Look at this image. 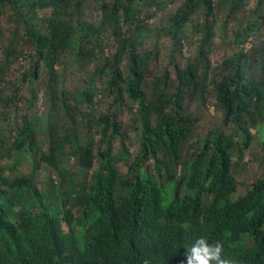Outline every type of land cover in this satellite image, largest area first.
Here are the masks:
<instances>
[{"label": "trees", "instance_id": "obj_1", "mask_svg": "<svg viewBox=\"0 0 264 264\" xmlns=\"http://www.w3.org/2000/svg\"><path fill=\"white\" fill-rule=\"evenodd\" d=\"M7 1L15 6L12 0ZM71 1L28 0L34 19L39 17V11L44 12L40 21L45 31L41 29V33L31 23L30 15L19 14L36 53L31 79L40 78L43 60L58 62L64 53L76 49L86 55L84 45H95L101 28L118 27L116 13L121 9L126 14L123 23L132 22L134 29L119 44L112 56L113 63L107 67V92L113 95V102H122V94L135 102L138 118L146 110L157 117L153 121L142 118L139 155L130 163H126L128 150L113 117L96 118L101 132L110 130L112 138L108 148L98 153L100 165L92 179L71 182L67 193L60 191L59 195L56 190L61 187L52 181L49 194H42L36 184L37 164L33 177L10 179L0 170V264H182L184 248L201 236L209 242L222 241L224 254L239 257L244 264H264V168L237 197L234 194L238 183L232 174L233 158L242 161L252 142L250 126L264 123V48L250 54L241 50L225 60L223 68L230 74L214 81L216 104L224 112L223 126L232 124L234 129L226 134L217 131V127L216 133L205 139L180 172L170 174L157 165L156 176H143L139 173L141 164L156 160L157 152L166 153L173 163L178 161L184 142L198 121L183 104V94L195 96L198 89H204L206 50L212 30L209 15L214 2L186 0L164 29L176 46L181 42L183 27L204 12V21L193 24L195 34L201 36L197 57L184 68L173 62L176 86L165 113L159 106L148 109L142 92L144 64L136 47V32L144 27L134 20L135 2L128 1L125 6L116 1L102 5L95 28L82 23L74 28L66 10ZM255 27L254 23L249 25L245 34ZM235 40L240 42L242 36L236 34ZM123 56L125 73L119 66ZM162 77L166 81L168 74L163 72ZM49 90L55 106L63 101L65 104L63 94L59 96L55 87ZM86 92V102L92 106L93 97ZM24 123L14 147L33 152V130L27 120ZM113 138L119 146L116 154H112L110 144ZM67 141L58 135L49 154H43L49 165H55L56 152L65 155ZM70 154L80 155L74 150ZM121 161L127 165L122 177L115 167ZM83 163L86 168L92 167L93 149L85 150Z\"/></svg>", "mask_w": 264, "mask_h": 264}, {"label": "rangeland", "instance_id": "obj_2", "mask_svg": "<svg viewBox=\"0 0 264 264\" xmlns=\"http://www.w3.org/2000/svg\"><path fill=\"white\" fill-rule=\"evenodd\" d=\"M12 1L15 6L7 0H0V170L10 179L23 175L33 177L37 164L36 184L42 194H49L52 181L60 185L61 189L56 190L59 195L60 191L67 193L71 182H88L98 171V153L108 148L112 137L110 130L105 134L101 132V125L95 119L107 118V115L113 117L111 119L118 127L119 134L124 137L128 150L126 163L132 162L139 155L142 118L153 121L157 116L146 110L142 118H138L135 102L126 99L124 94L121 95L122 102H113V95L107 92L110 79L107 67L113 63L112 56L122 40L133 34V23H123L125 12L121 9L117 11L120 21L117 28L104 26L95 45L93 42L84 45L86 55L76 49L64 53L58 62L43 60L40 78L33 80L30 73L36 53L19 14L30 15L31 23L41 33V29L45 31L40 21L44 12L39 11V17L34 19L28 0ZM115 1L121 6L128 1L135 2L134 20L144 27L141 32H136V39L139 40L136 47L144 64L142 92L148 109L159 106L167 113L176 86L173 62L184 68L197 57L201 36L195 34L193 24L197 20L201 23L204 21V12H199L183 27L181 42L174 46L164 29L170 26L171 16L186 0H142L145 2L143 4L137 0H72L66 10L74 28L77 23L95 28L102 5ZM213 2L214 9L209 15L212 30L206 50L208 64L204 69L207 73L205 86L198 89L195 96L183 94V104L198 121L186 138L178 161L173 163L166 153L157 152V161L148 159L141 164L139 173L143 176H156L157 165L166 168L170 174L180 172L191 155L202 147L205 139L216 133L217 127V131L226 134L234 129L232 124L223 126L224 112L216 104L214 81L219 82L223 75L230 74L223 68L226 66L225 60L241 50L250 54L253 50L264 48V0ZM253 23L256 27L246 35L245 29ZM236 34L242 36L238 43ZM125 64L126 57L123 56L119 65L122 73H125ZM163 72L168 74L166 81L162 77ZM51 87L57 89L59 96L64 95L65 104L63 101L55 106L50 98ZM86 90L93 97L92 106L86 102ZM25 120L33 130L36 142L33 152H22L14 147ZM250 132L252 142L244 151L242 161L233 158L232 174L238 183L234 197L243 194L264 168V123L257 122L255 127L250 126ZM58 135L69 141L65 145V155L55 153V165L52 166L46 162L43 154H49V148L55 145ZM238 137L241 135L238 134ZM117 142L115 138L110 141L112 154L119 150ZM86 149H93L91 168H86L83 163ZM73 150L79 151L80 155H71ZM126 163L121 161L115 164L121 177L126 172ZM74 213L79 214L78 208L74 209ZM64 229L68 232L66 226Z\"/></svg>", "mask_w": 264, "mask_h": 264}, {"label": "clouds", "instance_id": "obj_3", "mask_svg": "<svg viewBox=\"0 0 264 264\" xmlns=\"http://www.w3.org/2000/svg\"><path fill=\"white\" fill-rule=\"evenodd\" d=\"M184 249L182 264H244L239 257L225 255L224 244L220 240L209 242L207 238L201 236L195 238Z\"/></svg>", "mask_w": 264, "mask_h": 264}]
</instances>
